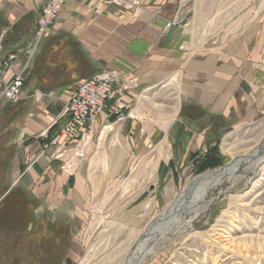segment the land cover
Instances as JSON below:
<instances>
[{
	"label": "crops",
	"instance_id": "1",
	"mask_svg": "<svg viewBox=\"0 0 264 264\" xmlns=\"http://www.w3.org/2000/svg\"><path fill=\"white\" fill-rule=\"evenodd\" d=\"M46 1L0 0V56L16 54L13 70L27 64L21 97L26 107L15 115L4 166L7 184L3 179L6 187L0 194V264H20V232L38 233L34 221L20 228V185L31 187L38 200H27L33 218L42 203L59 215L79 216L84 202L101 192L109 170L113 177L127 167L129 153L136 155L161 133L162 150L169 152L162 167L183 166L186 160L194 165L196 153L232 127L230 115L248 103L241 100L248 82L233 75L236 42L229 38L222 47L211 38L195 43L182 24L185 0H138L132 8L68 0L38 38L37 19ZM104 70L119 76L116 93L93 124L86 156L74 173H67L50 142L66 120L63 109L78 84ZM158 87H166L164 96L178 98V111L166 129L141 116L151 101L148 92ZM128 108L136 112L128 114ZM243 111L247 116L248 108ZM43 231L55 230L44 224ZM39 243L27 241L22 249L53 254L50 244Z\"/></svg>",
	"mask_w": 264,
	"mask_h": 264
},
{
	"label": "rangeland",
	"instance_id": "2",
	"mask_svg": "<svg viewBox=\"0 0 264 264\" xmlns=\"http://www.w3.org/2000/svg\"><path fill=\"white\" fill-rule=\"evenodd\" d=\"M183 9L186 10L183 27L195 43L211 38L216 40L218 47H222L229 38L236 42L233 43L234 79L248 82L249 87L241 92V100L248 103L230 115L234 125L216 136L210 147L207 144L202 147L196 153L199 157L194 165L186 160L183 166L177 164L172 169L160 164L161 159L167 160L169 154L162 150L164 138L160 133L147 148L131 157L129 153L127 167L113 177L108 176L112 170L108 172L104 167L108 175L101 184V192L84 202V208L77 210L79 216L74 213L72 216L69 213L59 215L46 210L42 203L33 218L31 203L27 206V200H34L33 191L31 187L20 185V228L34 221L38 231L31 234L20 232V264H123L136 244L145 240V233L152 223L158 221L160 224L165 220L160 218L161 214L189 182L264 143V0H185ZM8 71L0 75V194L7 184L4 166L12 146L8 142L16 131L15 115L18 112L22 114L23 107H26L21 103L22 90L15 101L3 92L4 86L16 74V70L11 69L6 78ZM165 90L166 87L150 90L147 96L151 101L140 112L142 118L164 129L170 124L162 121L163 114L169 116L171 111L160 106H172L175 101L173 96L162 94ZM244 108L249 110L247 116L242 115ZM208 147L211 157L206 161L204 157L209 155ZM258 155L263 158H254L252 168L239 169V179L235 184L223 181L209 190L204 210L193 215L183 213L184 226H175L176 229L158 237L153 250L140 264H264V250L256 248V240L244 241L247 246L241 238L234 240L244 235L255 236L261 232L262 235L264 231L233 228L237 223L245 222L246 216L264 226V213L261 211L264 206V149H260ZM177 156L180 157L181 153ZM3 179L6 184H3ZM229 198L234 199L231 205ZM248 206L253 210L248 211ZM226 209L228 211L223 212ZM222 213L224 218L219 222L217 218ZM44 224L55 230L54 233H44ZM39 227L42 228L41 233ZM57 237L61 238L54 242ZM38 240L39 244H50L53 254L46 256L43 251L32 253L30 248L22 249L25 242L32 244ZM145 241L146 246L151 243ZM39 244L37 246H41ZM33 257L35 262H32Z\"/></svg>",
	"mask_w": 264,
	"mask_h": 264
},
{
	"label": "built area",
	"instance_id": "3",
	"mask_svg": "<svg viewBox=\"0 0 264 264\" xmlns=\"http://www.w3.org/2000/svg\"><path fill=\"white\" fill-rule=\"evenodd\" d=\"M68 0H47L42 6L37 19L36 35L39 38L44 35L45 29L50 27L56 13ZM105 4H114L124 8H132L138 4V0H97ZM1 36H0V50ZM16 54L9 52L0 56V75L14 68ZM27 64L15 71V76L4 86L3 92L9 99L17 100L23 87L24 73ZM119 76L112 71L104 70L83 79L76 90L67 100L63 109L66 120L59 131L52 138L51 144L57 146L55 158L62 159L60 168L67 173H74L77 164L86 156L89 141L92 139V127L95 120L102 114L105 102L111 100L116 93V83ZM131 82V81H130ZM129 83V82H127ZM126 86V84H123ZM136 112V108H128V114ZM124 116V113H120ZM104 128H110L105 124Z\"/></svg>",
	"mask_w": 264,
	"mask_h": 264
},
{
	"label": "bare ground",
	"instance_id": "4",
	"mask_svg": "<svg viewBox=\"0 0 264 264\" xmlns=\"http://www.w3.org/2000/svg\"><path fill=\"white\" fill-rule=\"evenodd\" d=\"M160 107H162L161 109H170L171 111L170 115L168 116V115H165L164 113L162 117V121L166 120V124L169 125L178 111V99L173 102L172 106L164 105ZM161 116L162 115H160V117ZM260 149H264V143L253 148L251 151H249L244 156L234 158L231 162L227 163L225 166L215 169V170L205 172L197 176L196 178H194L191 182H189L185 186L183 191L179 195H177L174 202L171 203L169 206H167L165 209V212L161 214V216L163 217L160 216V218H165V220H163L160 224L158 223V221H156V223L153 222L152 225L149 227L148 231L145 233L144 239L147 240V242L151 241V243L148 246H146L145 240H141L140 242H138L139 244L137 243L135 248L132 249V251L128 253L127 258L125 259L123 264H140L143 258L148 254V252L153 250L154 244L159 239L158 237L161 238V236L166 235L167 232L169 231L171 232V230L176 229L175 226L177 227L178 225L184 226V223H183L184 221L182 220L183 213H192L193 215V214H197L198 212L206 208L205 201L208 196V192L211 188H213L215 185L221 184L223 181H227L230 185L235 184L237 180L239 179V177L237 176V173L241 167L252 168L254 166V162H253L254 158H257V160H261L263 157L258 155V152ZM233 201H234L233 198H229V205L233 204ZM258 208L259 207H257V210ZM247 210L250 211L253 209L250 207V208H247ZM226 211H228V209H226L223 212H226ZM261 211L263 214L264 206L261 207ZM168 216L169 217L171 216V217L168 218ZM222 218H224V213H222L217 218V221L222 222L223 221ZM243 220L245 222L237 223L236 226H233L234 230L241 229L242 231L251 232L253 229L259 228L261 229L260 231H264V226L261 227V225H259L260 224L259 221H251L247 216ZM171 226H174V227H171ZM261 233L260 235H255V236L251 234L244 235L241 237L235 236L236 238L234 240L239 239V238L243 239V242L244 241L251 242L253 240H256V242H254V244H256V248L258 249L262 248L264 250V234L261 235Z\"/></svg>",
	"mask_w": 264,
	"mask_h": 264
},
{
	"label": "trees",
	"instance_id": "5",
	"mask_svg": "<svg viewBox=\"0 0 264 264\" xmlns=\"http://www.w3.org/2000/svg\"><path fill=\"white\" fill-rule=\"evenodd\" d=\"M207 152L209 153V155L208 156H206V157H204V159L206 160V161H208L209 159H210V153H211V150H210V148L208 147V149H207Z\"/></svg>",
	"mask_w": 264,
	"mask_h": 264
}]
</instances>
